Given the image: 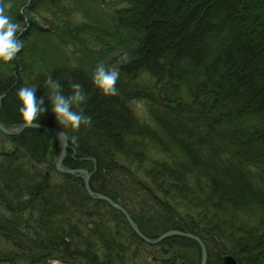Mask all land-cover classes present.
Returning a JSON list of instances; mask_svg holds the SVG:
<instances>
[{
  "label": "trees",
  "instance_id": "1",
  "mask_svg": "<svg viewBox=\"0 0 264 264\" xmlns=\"http://www.w3.org/2000/svg\"><path fill=\"white\" fill-rule=\"evenodd\" d=\"M8 12L25 31L17 57L0 65L4 125L19 124L20 87L41 86L39 97L48 77L60 79L66 94L80 82L90 124L69 131L50 111L39 120L66 133L63 166L93 171L91 190L121 204L148 237L190 232L205 245L206 264H224L226 254L237 264H264V0H11ZM101 61L120 69L116 96L93 87ZM140 76L157 87L148 93V118L124 100ZM10 139L13 149L0 152V207L8 214L0 225L20 244L14 254L68 264L138 260L143 241L124 216L89 196L81 177L50 163L55 135L26 127ZM25 159L49 161L61 182ZM101 214L137 242L132 254L125 251L132 243L111 235ZM87 221L92 236L74 240ZM145 247L158 248L147 264H199L189 237Z\"/></svg>",
  "mask_w": 264,
  "mask_h": 264
},
{
  "label": "clouds",
  "instance_id": "2",
  "mask_svg": "<svg viewBox=\"0 0 264 264\" xmlns=\"http://www.w3.org/2000/svg\"><path fill=\"white\" fill-rule=\"evenodd\" d=\"M11 0L4 3L0 0V65L12 62L24 47V42L19 38L25 28L21 27L8 12ZM27 23V18H25ZM120 78V69L117 64L101 61L92 71L91 81L93 87L104 96L118 95L117 82ZM41 86L32 84L20 87L16 96L18 101L19 127H39L40 118L51 112L56 123L63 129L77 131L82 125L91 123V117L85 114L83 105L87 101V93L83 85L74 81L70 84V91L66 94L64 85L58 78L48 77L42 86L47 89V95L37 96ZM47 97L48 106H45ZM76 141V137H71ZM10 147V146H9Z\"/></svg>",
  "mask_w": 264,
  "mask_h": 264
},
{
  "label": "rangeland",
  "instance_id": "3",
  "mask_svg": "<svg viewBox=\"0 0 264 264\" xmlns=\"http://www.w3.org/2000/svg\"><path fill=\"white\" fill-rule=\"evenodd\" d=\"M40 40L45 41V39L42 36H41ZM43 46L44 45H41V47H43ZM65 48H66L67 53H68V47H65ZM119 55H120V53L115 54V59L119 58ZM118 61H121V58L118 59ZM153 81L154 80H151L150 77H148V76H140L139 79L136 81V86L141 87L142 89L145 87V89L147 90L148 87L150 86L151 82H153ZM133 109L141 117L148 118L146 108H143L141 104L140 105L137 104ZM53 141H54V139H53ZM55 142H56L54 144L55 147L53 149L57 150V152L53 153L52 155L50 154V163H53L55 161V159L59 155V151H60V143L61 142L58 139V137H55ZM13 146L14 145H13L12 141L7 136L3 135L0 132V151H10L13 149ZM163 158L166 159V156H163ZM45 161L47 163H49V161H47V160H43L42 162L38 160V161L30 163V162H27L25 159V162L27 164L26 166L28 168H30L31 170L32 169L35 170V168H36L37 170H40V172L41 171L42 172L48 171L47 174L50 177V181L55 180L56 182L57 181L61 182V178L59 177V175L56 172L52 171L51 169H47L46 165H48V164ZM23 208L24 207L21 208V212H25L28 209V208L27 209H23ZM121 228L123 229V226H121ZM125 237H127V236H125ZM11 240H12V238H11ZM148 250H149V252H147ZM0 251L2 253L1 259H3V260L5 259V263H9V264H40V263L41 264H60V263L54 261L55 258H49L48 257V259L46 258V259H42L41 261H39L35 256H32V258L34 257L32 259L28 256H22L23 253L16 255V254H14L15 249H14L13 245L11 244L10 239H8V238H1L0 237ZM137 252H142V253H139L140 256L137 257L139 260V264H147V261H148L147 258L149 256H152L151 253H155L154 248L148 249V247H145V245L141 246L137 250ZM183 253H185L187 255L189 260L193 259V254H191L189 250L188 251L185 250ZM166 255H168V254H166ZM151 260H153L155 263L157 262V259H153L152 257H151ZM0 264H4V263L0 262Z\"/></svg>",
  "mask_w": 264,
  "mask_h": 264
},
{
  "label": "bare ground",
  "instance_id": "4",
  "mask_svg": "<svg viewBox=\"0 0 264 264\" xmlns=\"http://www.w3.org/2000/svg\"><path fill=\"white\" fill-rule=\"evenodd\" d=\"M136 1H138V0H136ZM123 75H124V73H123ZM137 81V80H136ZM156 89H157V87L155 86L154 87V85L153 84H151L149 87H148V89L146 90V89H141V87H137L136 86V83L134 84V85H130L129 87H128V89L126 90L127 91V93H128V97L126 98V99H124L126 102H128V104L130 105V107H135L137 104H141L142 105V107L143 108H146L147 109V101H148V96L149 95H151V94H153L155 91H156ZM125 91V92H126ZM148 93H151V94H148ZM165 93L167 94V95H169L170 94V89H168L167 91H165ZM174 106H176V103H174ZM244 109H246L245 107H244ZM253 123V122H252ZM60 146H61V143H60ZM65 159V157L63 158V160ZM54 168H55V170H56V172H58V173H61V174H64V173H62V172H59V171H57V169H56V167L54 166ZM73 170V169H72ZM60 174V175H61ZM60 177V176H59ZM60 178H62V177H60ZM95 193H98V194H101V193H99V192H95ZM89 195V194H88ZM101 195H103V194H101ZM89 196H91L92 198H94V199H99V200H101V201H104L105 203H107L108 205H110L109 204V200H111V201H113V202H115L117 205H119V206H121V204H119L118 202H116L114 199H112L111 197H109V196H106V195H103V196H106L107 198H108V200H106V199H100V198H95L93 195H89ZM111 206V205H110ZM112 208H114V209H116V210H118L117 208H115V207H113V206H111ZM122 207V206H121ZM2 209H4V208H1L0 207V222H3L4 220H3V215L4 216H7L8 214L6 213V212H3V210ZM78 209V206L77 205H75L74 207H72V209L71 210H77ZM32 210V209H31ZM88 210H90V209H88ZM91 211H93V210H91ZM120 213H121V211L120 210H118ZM122 214V213H121ZM102 215V214H101ZM123 215V214H122ZM103 217H104V215H102ZM124 216V215H123ZM129 216H130V218L132 219V217H131V215L129 214ZM124 218H125V216H124ZM5 219L6 220H8V218L7 217H5ZM125 220H126V218H125ZM133 220V219H132ZM104 221H105V223L108 225V232L111 234V235H119L121 238H123L124 240H126V241H128V242H130V243H132V245H130V247L128 248V250L127 249H125V251H126V253H128V254H132V253H130L131 251L132 252H134V250H136V248L135 247H133L137 242L134 240V239H129V238H127V237H125V234H124V231H123V229L120 227V226H117L115 223H114V221H115V219L114 218H112V217H110V218H106V217H104ZM134 221V220H133ZM109 223V224H108ZM111 223H113L112 225H111ZM127 224H128V226L130 227V224L128 223V222H126ZM89 224H90V221H87V222H82V225L80 226V229L78 230V233H79V235H81V236H77V237H75L74 238V240H80V239H82V236H84L85 238H86V236L87 235H90V236H92L91 234H90V232H88V229L86 228V226L88 225L89 226ZM121 224H123V225H125L123 222H121ZM87 226V227H88ZM4 228H5V226H4ZM4 228L2 229V226L0 225V237L1 238H8V239H10V241H11V244L13 245V247H14V243H13V241L11 240V238H10V236H9V232L7 231V230H4ZM132 229V228H131ZM139 229V228H138ZM140 230V229H139ZM169 230H173V231H179V232H181V233H190V232H184V231H181V230H177V229H169ZM168 231V230H167ZM87 232V233H86ZM140 232H141V230H140ZM164 232H166V231H164ZM163 232V233H164ZM135 233V232H134ZM136 234V233H135ZM162 234V233H161ZM160 234V235H161ZM192 234V233H191ZM137 235V234H136ZM160 235H158L157 237H155V238H151V237H148L147 235H145L144 233H142L141 232V234L140 235H137L138 236V238L139 239H141L142 241H143V244L142 243H137L138 244V248H140L141 246H144V244L145 245H155V244H158L159 242H161L162 240H160V241H158V242H156V243H150V242H147L146 241V239H148V240H154V239H157ZM174 235H176V234H174ZM194 235V234H193ZM172 236V235H171ZM176 236H182V237H185V236H183V235H176ZM198 237V236H197ZM165 239V238H164ZM89 240H92V239H89ZM96 239H93V241H95ZM133 241L135 242V243H133ZM141 244V245H140ZM199 246V245H198ZM133 247V248H132ZM100 249H99V251H100V254L103 256V257H106L107 256V253H104L103 251H102V248L101 247H99ZM19 249H21V247L19 248ZM199 249H200V247H199ZM125 251H121L122 253H125ZM158 251V248L156 247V248H154V252H157ZM18 252V254H20V253H23L22 254V256H28V257H30V258H32V256H30V254L28 253V252H26V250L24 251V252H21V251H17ZM117 253V252H116ZM118 253L120 254V252L118 251ZM1 251H0V262H3V263H5V260H3V259H1ZM123 255L124 254H121L120 256H121V259H123ZM150 257V256H149ZM149 257L147 258V260L149 261L150 259H149ZM158 257L160 258V256L158 255ZM34 258V257H33ZM32 258V259H33ZM124 259H126V256L124 257ZM31 260V259H30ZM100 260H103L102 258H100ZM129 260H130V263H139V260H137V259H134L133 260V257H130L129 256ZM60 264H68V263H66V262H64V261H60L59 262ZM101 263H105L104 262V260L103 261H101ZM201 263V255H200V259H199V264ZM5 264H9V263H5ZM96 264H99L98 262L96 263ZM205 264H206V262H205Z\"/></svg>",
  "mask_w": 264,
  "mask_h": 264
},
{
  "label": "water",
  "instance_id": "5",
  "mask_svg": "<svg viewBox=\"0 0 264 264\" xmlns=\"http://www.w3.org/2000/svg\"><path fill=\"white\" fill-rule=\"evenodd\" d=\"M1 99H2V96L0 95V105H1ZM40 129H43V130H46V131H49L53 134H55L57 137H59L60 141H61V150H60V155L58 157V159L55 161V167L57 170L61 171V172H67V173H72V172H80V173H83V179H84V188L85 190L87 191V193L89 195H93L95 198H100V199H106L108 200V198L106 196H103L101 194H98V193H95L93 192L91 189H90V186H89V179H90V176L92 174V172H88L87 170L85 169H76V170H72V169H68V168H61L60 167V164L62 163L63 161V158L65 157V154H66V149H67V136L66 134L57 129V128H54V127H51V126H48V125H44V124H39V127ZM23 128H20L19 126H17L16 128H7L5 126H3L1 123H0V130L3 132V133H6L8 135H13V134H17L18 132H20ZM109 204L115 208H117L118 210L121 211V213L125 216L126 218V221L130 224V227L132 228V230L137 234V235H140L141 232L140 230L138 229L137 227V224L130 218L129 216V213L121 206L117 205L115 202L109 200ZM183 235V236H186V237H189L193 240H195L199 247H200V251H201V263L200 264H205L206 262V259H207V252H206V248L203 244V242L199 239V237L191 234V233H181L179 231H173V230H168L164 233H162L157 239H154V240H148L146 239L147 242H150V243H156L166 237H169L171 235ZM223 263L224 264H237L236 261L231 257V256H228V255H225L223 257Z\"/></svg>",
  "mask_w": 264,
  "mask_h": 264
}]
</instances>
